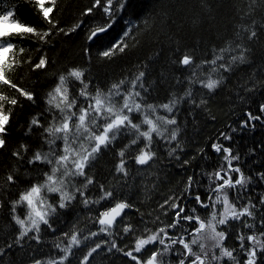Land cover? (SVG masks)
I'll return each mask as SVG.
<instances>
[{
	"label": "trees",
	"instance_id": "1",
	"mask_svg": "<svg viewBox=\"0 0 264 264\" xmlns=\"http://www.w3.org/2000/svg\"><path fill=\"white\" fill-rule=\"evenodd\" d=\"M92 3L93 0H57L53 16L58 21V27L69 32L76 23L83 21L81 28L68 35L55 32L47 38V43L36 38L17 44V48L22 46L25 52L17 56L19 67L6 72V76L19 87L34 91L37 96L36 104L19 97L14 89L0 85V92L9 97L16 96L22 103V107L13 109L12 125L7 137L8 147L0 151V199L6 202L4 207H0V249L4 250V254L0 256V264H34V260H41L42 264H46L49 259L64 255L61 249L68 240L63 233L73 232L78 233L82 243L80 248L73 249L75 257H69L71 264H79L90 247L104 240L109 243L104 245V250L94 254L91 264H134L122 252L113 249L109 253L106 249L115 242L118 247L127 251L133 247L136 236L147 235L143 231L145 227L155 231L167 224L172 211L169 209L165 216L159 205L170 196L185 193L189 176L195 180L193 191L200 193L202 198L206 197L214 186L208 174L225 164L223 153L212 149L213 143L231 147L241 155L239 166L246 175L252 177L248 190L253 202L264 196V181L257 175L264 172V122L253 121L254 128H241V122L247 118L246 113L251 111L260 115L259 105L264 103V72L258 71L264 68V8L261 7L264 0H255V3L254 0H129L127 9L116 14L117 22L114 27L90 41L89 29L108 21L102 9H97L90 15H82ZM9 7H15L16 15L25 23L42 29L50 27L30 5L21 0H0V11ZM253 19L255 24H252ZM245 28L256 30L258 37L254 41H246L244 38L248 32ZM126 29L129 30V35L124 37ZM237 32L240 33L239 36L236 35ZM121 40L126 45L124 52L117 51L110 58L100 55ZM236 41H243L250 46L249 60L254 67L237 64L233 71L225 73L222 69L212 72L213 65L202 63L212 59L214 53L219 54V48L228 44L234 47ZM186 54L194 57V65L184 67L179 64L180 57ZM234 54L237 53H224L225 60ZM41 56H46L49 61L45 70L32 71L31 65L24 63L30 58L34 64ZM221 62L217 61V65ZM72 68L84 71L86 81H91L88 91L93 95L96 88L106 93L113 84H118L121 80L125 81L121 87L123 92L131 86L130 82L139 72H145L142 82L148 91L144 93L143 89H138L145 97L144 103L159 106L172 100L177 101L172 114L160 107H157L156 112L157 115H175L177 124L166 127L169 132L173 128L178 129L177 140L169 142L168 139L156 138V157L150 162V166L134 165L128 159L130 175L127 178L114 171L119 159L116 151L122 144H116L112 150H105L98 158L90 172L97 185L103 184L105 189L122 193V198L134 206L131 210H126L123 222L119 224L120 235L113 229L112 235L101 233L85 240L84 237L89 236L90 232L99 231V225L94 221L110 202L100 201L85 207L83 203L74 201L71 209L60 210L58 218H53L54 230L42 226L39 242L26 237L20 244H16L14 241L18 236V226L12 219L14 214L11 212V200L16 199L28 185L21 182L13 187L4 181L9 173L25 176L27 165L18 162L11 156V152L21 143L29 145L31 150L39 147L38 130L27 136L24 134L28 122L33 115L45 109L46 95L58 82L59 75H66L67 70ZM221 76L222 83L216 90L209 91L201 83L206 82L209 77L218 79ZM76 87L78 89L79 85ZM189 91L190 96L186 95ZM221 133L231 135L232 139H224ZM167 136L168 133H165V137ZM177 144L179 147L170 157L168 152ZM28 155H31V151ZM184 160L190 163L182 166ZM27 176L32 182L39 180V174L31 170ZM125 182L127 186L122 187ZM90 189V198L98 200L101 195L98 187L90 186ZM243 191L242 189L241 192ZM184 203L189 209L197 207V214L205 220L209 218L210 209H201L190 199ZM245 203L247 198L240 201L241 205ZM26 211V208L17 207L15 214L25 218ZM261 214H264V206H261L255 220L248 218L249 223H256ZM157 217L160 219L157 220ZM183 223L187 226L186 222ZM127 224H131L134 231L125 236L122 229ZM257 227L260 228L258 223ZM223 228L221 226L220 230ZM170 231L178 232L179 229ZM243 232L250 234V230L246 228ZM31 235L33 234L30 233L29 236ZM9 244L12 245L10 249L7 247ZM58 244L59 249L56 247ZM225 245L238 249L239 241L232 234ZM148 255L150 251L145 252L141 258L145 259ZM234 255L242 258V254L238 252ZM222 263L231 264L230 261Z\"/></svg>",
	"mask_w": 264,
	"mask_h": 264
},
{
	"label": "snow or ice",
	"instance_id": "2",
	"mask_svg": "<svg viewBox=\"0 0 264 264\" xmlns=\"http://www.w3.org/2000/svg\"><path fill=\"white\" fill-rule=\"evenodd\" d=\"M21 2L30 5L41 20L50 27L42 29L25 23L16 15L15 7L0 11V85L14 89L19 93V97L31 104H36L37 96L34 91L19 87L6 76V72L19 67L20 62L17 56L25 52V48L21 46L18 49L17 44L36 38L47 43V38L55 32L68 35L69 32H75L81 28L84 22L76 23L69 32H65L64 28L58 27V21L53 16L57 0H21ZM128 4L129 0H93L92 5L82 15H90L95 10L102 9L108 21L104 25L89 29L88 40L94 41L111 30L117 22L116 14L126 10ZM261 7L264 8V4ZM252 24H255L254 19ZM245 31L248 32L244 38L246 41H254L258 37L256 30L245 28ZM128 35L129 30L126 29L123 36ZM236 35L239 36L240 33L237 32ZM125 47L121 40L119 43L112 44L100 55L110 58L117 51L124 52ZM218 52L219 54H213L212 59L202 61L203 64L214 66L211 68L212 72L222 69L227 73L233 71L237 64L252 65L249 60L251 48L243 41H236L234 47L231 44L221 47ZM232 52L237 54L230 55L225 60L224 53ZM217 61L222 62L217 65ZM24 63L30 64L31 70L36 71L45 70L49 61L46 56H41L34 64L30 58ZM179 64L184 67L192 66L194 57L190 54L182 55ZM195 66L199 67V65ZM258 71L264 72V68ZM144 78L145 72L141 71L130 82L131 86L125 88L123 92L121 87L125 81L121 80L118 84H113L106 93L96 88L93 95L88 91L91 81H86L82 69H68L66 75H59L58 82L46 95L45 109L31 117L24 133L27 136L34 130H38L39 147L31 150L29 145L21 143L11 152V156L18 162L27 165L26 175L9 173L4 183L13 187L21 182L28 185L16 199L11 200V212L14 214L12 219L18 226V236L14 243L20 244L26 237L39 242L42 226L54 230L53 218H58L60 210L71 209L74 201L83 203L85 207L100 201L110 202L94 221L99 225V231L90 232L89 236L84 237L85 240L101 233L112 235L113 229H116V234L120 235L119 224L123 222L126 210H131L134 206L130 201L122 198V193L118 194L115 190L105 189L103 184L97 185L94 177L90 175L91 170L105 150H112L119 143L122 147L116 151L119 159L114 171L127 178L130 175L128 159H131L134 165L150 166V162L156 157L154 150L156 138L168 139L172 142L177 140L178 135L177 128L169 132L166 127L177 124L175 115L156 114L157 107L172 114L177 101L172 100L159 106L144 103L145 97L138 90L143 89L144 93L148 91L142 82ZM222 79V76L218 79L209 77L206 82L201 81V83L203 87L213 91L220 87ZM186 95L190 96L191 92H187ZM17 106L22 107L20 99L0 92V151L8 147L7 137L12 125L13 109ZM259 112L260 115L253 114L251 111L247 112V118L241 122V128H254L253 121L264 122V103L259 105ZM165 133H168L167 137ZM221 135L226 140L232 139L231 135L224 133ZM178 147L179 144L172 148L168 155L173 156ZM211 147L215 152L223 153L222 158L225 164L220 165L214 173L208 174V178L214 185L210 188L209 194L202 198L200 193L194 192L195 180L194 177L189 176L185 186L187 194L170 196L159 205V208L164 210L165 216L168 215L169 209L172 211V217L167 224L158 227L155 231L145 227L143 231L147 235L136 236L133 247L127 251L112 242L106 249L107 252L110 253L113 249L122 252L134 264H212L213 261L216 264H222L225 261H230L231 264H264V230H261L264 229V214L259 216L256 223L248 221V218L255 220L260 213L261 206H264V196H260L255 202L251 199L248 185L252 182V177L246 175L239 166L241 155L238 152L219 143H213ZM30 151L31 155H28ZM189 163L190 161L184 160L182 166ZM29 170L39 174L38 182H32V179L27 176ZM257 175L261 181H264V172H259ZM215 181L221 182L217 184ZM90 186L98 187L101 193L98 200L90 198ZM125 186H127L126 182L122 187ZM242 189L243 192H241ZM245 198L247 203L241 205L240 201ZM189 199L199 208L211 210L207 220L197 214V207L190 209L186 207L184 201ZM5 203L0 199V207H4ZM17 207L27 209L25 218L15 214ZM159 219L160 217H157V220ZM183 222H186L187 226ZM257 223L260 228L257 227ZM220 226L224 228L218 230ZM244 228L249 229L250 234H245ZM177 229H179L178 232L170 231ZM133 231L131 224L125 225L122 229L125 236ZM30 233L33 235L29 236ZM232 234L234 239L239 241L238 249L225 245ZM63 235L68 240L65 247L61 249L64 255L57 259H49L46 264H71L69 257H75L73 249L80 248L82 242L76 232L63 233ZM205 241L211 243L208 244ZM108 243L107 240L96 242L83 255L79 264H91V260L95 258L94 254L104 250V245ZM7 247L10 249L12 245L9 244ZM56 247L59 249L60 245ZM194 247L198 248V251L194 250ZM213 249H219V253L217 254ZM148 251L150 255L142 259L141 256ZM236 252L242 254V258L234 255ZM3 254L4 250L0 249V256ZM34 264H42V261L34 260Z\"/></svg>",
	"mask_w": 264,
	"mask_h": 264
},
{
	"label": "rangeland",
	"instance_id": "3",
	"mask_svg": "<svg viewBox=\"0 0 264 264\" xmlns=\"http://www.w3.org/2000/svg\"><path fill=\"white\" fill-rule=\"evenodd\" d=\"M217 182V184L221 181H215V183ZM221 227V226H220ZM220 227L218 228V230H220ZM205 243H208L210 244L211 242L210 241H205ZM194 250L198 251V248L194 247ZM213 251L217 252V254L219 253V249H213ZM212 264H216L215 261L212 262ZM223 264V263H222Z\"/></svg>",
	"mask_w": 264,
	"mask_h": 264
}]
</instances>
